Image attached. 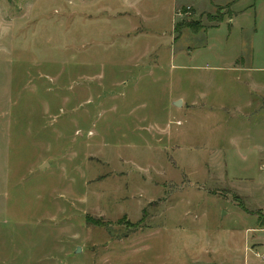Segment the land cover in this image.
I'll use <instances>...</instances> for the list:
<instances>
[{
    "label": "rangeland",
    "instance_id": "1",
    "mask_svg": "<svg viewBox=\"0 0 264 264\" xmlns=\"http://www.w3.org/2000/svg\"><path fill=\"white\" fill-rule=\"evenodd\" d=\"M242 39L264 82V0H0V264H264Z\"/></svg>",
    "mask_w": 264,
    "mask_h": 264
},
{
    "label": "crops",
    "instance_id": "2",
    "mask_svg": "<svg viewBox=\"0 0 264 264\" xmlns=\"http://www.w3.org/2000/svg\"><path fill=\"white\" fill-rule=\"evenodd\" d=\"M235 11V10H234ZM245 12V10H241V11H235L233 12V15L231 17H229L228 23L230 24V29H233L235 27V25L238 23L239 18H241L242 14ZM237 13V14H236ZM238 16V17H237ZM221 25V22H219L218 26L219 27ZM242 28V24H239L238 29ZM175 31V28H174ZM253 32V31H252ZM174 41V40H173ZM139 41H137L136 43L134 42L133 45H136ZM240 44H243L242 47L240 48V52H237V54L234 56V58H232L230 60V67H233L234 70L238 71V73H240L239 75H230L231 76V84L233 86H238L241 87L242 89H244V91H247L249 97L247 99H249L248 101H246V104H243L238 106V107H233L235 110V113L237 112H244L245 114H247V116L245 115L244 120H248V118L250 119L252 117V115L255 117H258L260 115L261 121H263L264 119L262 118L264 115V82H258L252 75H249L247 72H250V69L252 67L253 64V41L251 40H246L243 41V39L241 40ZM151 54H153V51H149L148 53H146L143 56H150ZM141 56V57H143ZM264 69V68H263ZM247 73V74H246ZM229 76V77H230ZM263 83V84H262ZM257 84V85H256ZM254 85V87H253ZM259 98H261L263 101L261 102L259 100ZM181 100V98L179 99ZM251 100H256L255 102L257 104L252 106V102ZM178 101V100H177ZM172 102H176V100L172 101ZM252 106V107H250ZM235 117V116H234ZM255 117V118H256ZM227 118L225 116L226 120L231 119ZM235 119H237V117H235ZM259 131L258 133L255 132L254 134V138L260 140L261 137H258L256 135H261V131L260 130H256ZM249 136L251 133L248 132L247 133ZM262 136H264V132L262 134ZM252 137V136H251ZM261 141V140H260Z\"/></svg>",
    "mask_w": 264,
    "mask_h": 264
},
{
    "label": "trees",
    "instance_id": "3",
    "mask_svg": "<svg viewBox=\"0 0 264 264\" xmlns=\"http://www.w3.org/2000/svg\"><path fill=\"white\" fill-rule=\"evenodd\" d=\"M221 20H222V18H219L218 21L220 22ZM196 24L198 25V30L204 27V26L201 25V23L196 22ZM196 24H192V23H191V26H190L191 29H192V28H195V25H196ZM217 26H218V25H215V27H217ZM178 30H179V29H178V26H176V27H175V33H176V34H177V31H178ZM195 30H196V29H195ZM194 32H197V30L194 31ZM178 33H179V31H178Z\"/></svg>",
    "mask_w": 264,
    "mask_h": 264
},
{
    "label": "water",
    "instance_id": "4",
    "mask_svg": "<svg viewBox=\"0 0 264 264\" xmlns=\"http://www.w3.org/2000/svg\"><path fill=\"white\" fill-rule=\"evenodd\" d=\"M181 103H182L181 100H178V101L175 102L176 105H181ZM80 250H81V247L79 246V247L77 248V252H79Z\"/></svg>",
    "mask_w": 264,
    "mask_h": 264
}]
</instances>
